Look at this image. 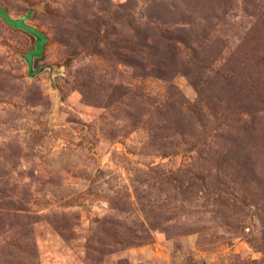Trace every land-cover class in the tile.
Returning a JSON list of instances; mask_svg holds the SVG:
<instances>
[{
	"label": "rangeland",
	"instance_id": "374dc122",
	"mask_svg": "<svg viewBox=\"0 0 264 264\" xmlns=\"http://www.w3.org/2000/svg\"><path fill=\"white\" fill-rule=\"evenodd\" d=\"M0 6V264H264V0Z\"/></svg>",
	"mask_w": 264,
	"mask_h": 264
},
{
	"label": "water",
	"instance_id": "95a60500",
	"mask_svg": "<svg viewBox=\"0 0 264 264\" xmlns=\"http://www.w3.org/2000/svg\"><path fill=\"white\" fill-rule=\"evenodd\" d=\"M30 15L31 10H27L24 15L14 19L10 17L8 12L3 7L0 6V18L7 26L14 29H19L35 38L34 48L30 49L23 56L28 68L27 74L29 77H32L35 73L33 71L34 58H39L42 55L44 51V44L46 43L47 39L45 35L40 32L37 28L28 24Z\"/></svg>",
	"mask_w": 264,
	"mask_h": 264
},
{
	"label": "trees",
	"instance_id": "16d2710c",
	"mask_svg": "<svg viewBox=\"0 0 264 264\" xmlns=\"http://www.w3.org/2000/svg\"><path fill=\"white\" fill-rule=\"evenodd\" d=\"M148 47L151 48V49H154V50H155V53L158 52L154 46H149V45H148ZM163 53H164L163 51L160 52V55H161V56H164ZM164 54H166V53H164ZM161 58H162V57H161ZM156 64H157V63L152 64V67H154ZM159 64H163V62H161V63H159ZM169 64H170V63H169ZM135 66H137L136 63L134 64V67H135ZM151 74H152V75L154 74L153 76H155V77L159 76L160 78H162L161 76L163 75L162 70H161L160 68L154 69V71H152Z\"/></svg>",
	"mask_w": 264,
	"mask_h": 264
}]
</instances>
